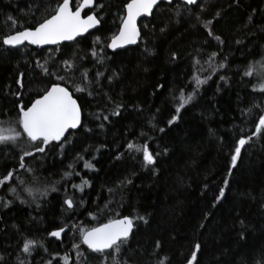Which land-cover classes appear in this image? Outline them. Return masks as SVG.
Instances as JSON below:
<instances>
[{
    "label": "trees",
    "instance_id": "16d2710c",
    "mask_svg": "<svg viewBox=\"0 0 264 264\" xmlns=\"http://www.w3.org/2000/svg\"><path fill=\"white\" fill-rule=\"evenodd\" d=\"M127 2L95 0L102 6L91 9L99 27L73 42L44 48L0 42V124L22 133L17 105H30L52 83L67 87L81 108V125L63 147L52 142L34 152L23 133L0 144V179L14 173L0 184V264H64L65 256L67 264H187L196 244L193 264H264V133L251 137L264 113V0L161 3L140 21L137 43L113 52L108 41ZM56 3L0 0V37L34 27ZM66 60L74 67L66 69ZM249 65L252 74L245 75ZM21 74L23 87L16 84ZM197 78L206 82L197 85ZM181 89L185 98L193 95L176 113ZM241 136L251 139L233 167ZM129 141L147 143L155 163L145 166L142 152L126 148ZM69 164L79 175L62 178ZM82 179L89 184L73 188ZM25 187L47 193L33 199ZM221 187L225 194L216 202ZM69 197L71 209L63 203ZM122 216L145 220L134 221L118 251L98 253L83 244L80 229ZM59 228V238L49 235ZM24 239L37 241L28 253Z\"/></svg>",
    "mask_w": 264,
    "mask_h": 264
},
{
    "label": "snow or ice",
    "instance_id": "6c2138e0",
    "mask_svg": "<svg viewBox=\"0 0 264 264\" xmlns=\"http://www.w3.org/2000/svg\"><path fill=\"white\" fill-rule=\"evenodd\" d=\"M171 2V0H169ZM186 4L194 5L197 0H184ZM158 4V0H128L124 5L126 10V15L121 17V24L117 34L111 37V42L107 45L110 49H116L122 47L126 44H134L137 42V38L140 33L137 28V17L142 15H150L154 9V6ZM92 7H102L95 3V0H78L75 10L71 5V0H57L56 6L51 10V12H46L43 18L34 27H23L22 30H17L11 34H5L0 37V42L3 45L9 47H17L25 42L31 45L42 46L48 44H60L63 41H74L78 36H82L84 33L88 32L89 29L100 24V19L98 14H92L91 12L82 16V11L84 9H90ZM219 15V13H217ZM199 18V17H198ZM212 24V20H207L203 22V26L208 30V35L212 36L213 33L209 26ZM217 41L220 40L219 36L214 37ZM99 38H97V41ZM239 43V41H238ZM93 56L96 55L95 52L92 53ZM216 55L215 52L211 54L212 57ZM175 58V53L173 54ZM211 58V57H210ZM99 62V61H98ZM66 69L74 67L70 61H64ZM37 67L43 69L45 74H48L47 68L42 65L39 61L37 62ZM219 67H224L220 64ZM250 71H246L245 75H250L252 65H249ZM103 73H97V78L102 76ZM264 75V73H262ZM22 76L17 78L16 84L23 87ZM113 76H109V81L113 79ZM82 78L84 82L88 80V74L85 70L82 73ZM58 80H63V77L57 76ZM223 79V77H221ZM205 80L196 79V84H203ZM254 90H257L254 87ZM259 90L264 92V83L259 85ZM75 91L83 92L84 87L77 86ZM195 91V89H194ZM91 94V93H89ZM16 96H20V93H14ZM192 93L187 94V98L184 96L183 89L180 90L179 104L176 107V113H179L181 108H183L192 99ZM121 105H116L117 111H113L111 115H119L118 109ZM18 108V118L15 121L16 126L22 129V133L27 137L28 141L32 142V147L34 152L44 153L46 151V146L50 145L52 142H61V147L64 146V141L67 140L66 133L70 129H77L81 125V108L77 104V101L73 99L72 94L69 92L67 87L61 86L60 83H52L50 87L43 91V94L38 95L37 98L33 99L30 105H17ZM177 115H173L168 124L171 125L177 120ZM104 120H108V116L103 117ZM11 123V122H10ZM100 127H103L101 124ZM161 132L164 131L163 128L160 129ZM5 133H8L5 135ZM21 131H17L16 127L0 128V143H5L8 141L15 142L21 137ZM264 133V113L258 116V121L255 123V131L251 133V137H255ZM251 137L241 136L237 141L234 148V152L231 155V165L234 167L237 163L238 157L241 153L242 147L248 143ZM63 138V139H62ZM126 148L131 151L142 152L143 162L145 166L153 165L155 163V157L150 152L147 143L143 145L133 144L131 141L128 142ZM32 152H24L23 156H31ZM79 159H83L79 156ZM23 160V157L21 158ZM20 167L23 168L24 164L21 163ZM86 169H92L93 165L87 161L84 163ZM70 171L63 173L62 178H67L73 174L79 175V173H74L71 171L73 166L68 165ZM232 171V167L229 168V172ZM13 171H9L7 175H4L0 179V184L8 181L13 176ZM89 184L86 179L81 180V184H74L73 188L77 190H82L83 186ZM224 184H228V179L225 178ZM52 190H55L54 188ZM15 192V189H12ZM25 192L29 196L36 199L38 195H46L47 189L40 191L37 188L25 187ZM225 194V188L221 187L219 189V194L216 196V202L221 201ZM23 202V201H22ZM9 202H5L4 206L7 207ZM69 209L74 207V200L72 198H66L63 201ZM215 207V202L213 204ZM207 216V213H205ZM135 220H145L143 216L128 217L124 216L119 219L109 220L108 223L100 224L99 226L92 227L90 229H80L81 240L83 244L87 245L88 249L93 252L104 253L107 249L119 250L121 245L127 243L130 237V233L134 228ZM242 223V222H241ZM64 232V228H59L49 233L50 236L59 238L61 233ZM243 238V233H241ZM37 241L31 239H24L22 243V251L25 253L30 252L31 247L36 244ZM160 246L159 241L156 243V247ZM73 248H78V245H73ZM200 245L196 244L191 257L188 258L187 264H193L194 259L197 256V251ZM113 257L115 253L112 254ZM64 264H67L68 257L63 258ZM23 264V262H21ZM46 264H51V261L46 262ZM118 264V262H117ZM160 264H163L161 260Z\"/></svg>",
    "mask_w": 264,
    "mask_h": 264
},
{
    "label": "water",
    "instance_id": "95a60500",
    "mask_svg": "<svg viewBox=\"0 0 264 264\" xmlns=\"http://www.w3.org/2000/svg\"><path fill=\"white\" fill-rule=\"evenodd\" d=\"M81 2H82V0H81ZM172 2H181V3H184V4H186L185 2H184V0H171V2H169V0H158V4L156 5V6H154V9L159 5V4H161V3H167V4H170V3H172ZM197 2H198V0H197ZM72 5V4H71ZM186 5H189V4H186ZM195 5V4H194ZM93 8V7H92ZM91 9V8H90ZM154 9H153V11H154ZM73 10H75V7L73 8ZM85 10V9H84ZM84 10L82 11V16H86V15H88L89 13H87L86 15H83V12H84ZM152 11V12H153ZM92 14H94L93 12H91ZM152 14V13H151ZM151 14L150 15H142V16H140V17H137V28H138V30H139V33H140V28H139V23H140V21L142 20V19H144V18H149L150 16H151ZM124 15H126V10H125V13H124ZM121 24V23H120ZM99 25L100 24H98V25H96L95 27H93V28H91V29H89L88 30V32H86V33H84L82 36H84V35H86L87 33H89V32H91V31H93V30H95L97 27H99ZM120 27V26H119ZM22 30V29H21ZM118 31H119V28H118V30H117V32L115 33V34H117L118 33ZM114 34V35H115ZM82 36H78L77 38H79V37H82ZM140 36V35H139ZM76 38V39H77ZM139 38V37H138ZM138 38H137V41H138ZM69 42H73V41H63V42H61L60 44H62V43H69ZM111 42V38L109 39V41H108V44ZM137 43V42H136ZM136 43H134V44H126V45H123L122 47H118V48H116V49H110V48H108L109 50H111V51H113V52H115V51H118V50H122V49H125V48H128V47H132V46H134ZM22 45H28V46H31V47H37V48H44V47H54V46H57L56 44H48V45H42V46H36V45H31V44H28L27 42H25L24 44H22ZM59 45V44H58ZM21 46V45H20ZM7 47H9V46H7ZM18 47V46H17ZM70 92V91H69ZM73 99H75L74 97H73ZM76 100V99H75ZM78 104V103H77ZM79 127V126H78ZM76 129H70V130H68V132L67 133H69V132H71V131H75ZM67 133H66V135H67ZM63 139V138H62ZM122 217H124V216H122ZM122 217H118V218H115V219H119V218H122ZM115 219H111V220H115ZM105 223H108V221H106V222H104V223H101V224H105ZM100 225V224H99ZM99 225H96V226H99ZM96 226H94V227H96ZM134 229V228H133ZM132 232H133V230H132ZM131 232V233H132ZM131 233H130V235H131ZM86 247H87V245H85ZM88 248V247H87ZM90 250V249H89ZM107 250H109V249H107ZM107 250H105V251H107ZM90 251H92V250H90Z\"/></svg>",
    "mask_w": 264,
    "mask_h": 264
},
{
    "label": "flooded vegetation",
    "instance_id": "af4514ba",
    "mask_svg": "<svg viewBox=\"0 0 264 264\" xmlns=\"http://www.w3.org/2000/svg\"><path fill=\"white\" fill-rule=\"evenodd\" d=\"M77 3H78V2H77ZM71 4H72V0H71ZM76 5H77V4H76ZM76 5L72 4V7L74 8ZM91 9H93V8H91ZM91 9H85L84 12H83V15H86L87 13L92 12ZM86 10H90V11L87 12V13H85ZM93 13H94V12H93ZM124 13H125V8H124ZM120 23H121V22H120ZM119 26H120V25H119ZM59 45H60V44H59ZM57 46H58V45H57ZM54 47H56V46H54Z\"/></svg>",
    "mask_w": 264,
    "mask_h": 264
},
{
    "label": "rangeland",
    "instance_id": "374dc122",
    "mask_svg": "<svg viewBox=\"0 0 264 264\" xmlns=\"http://www.w3.org/2000/svg\"><path fill=\"white\" fill-rule=\"evenodd\" d=\"M9 126L8 125H3V124H0V128H8ZM8 133H5V135H7ZM2 144V143H0Z\"/></svg>",
    "mask_w": 264,
    "mask_h": 264
}]
</instances>
